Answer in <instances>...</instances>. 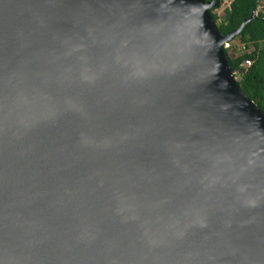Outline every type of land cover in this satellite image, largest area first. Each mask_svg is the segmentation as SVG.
Returning a JSON list of instances; mask_svg holds the SVG:
<instances>
[{"label": "water", "instance_id": "obj_1", "mask_svg": "<svg viewBox=\"0 0 264 264\" xmlns=\"http://www.w3.org/2000/svg\"><path fill=\"white\" fill-rule=\"evenodd\" d=\"M219 0H0V264H264V111Z\"/></svg>", "mask_w": 264, "mask_h": 264}, {"label": "trees", "instance_id": "obj_2", "mask_svg": "<svg viewBox=\"0 0 264 264\" xmlns=\"http://www.w3.org/2000/svg\"><path fill=\"white\" fill-rule=\"evenodd\" d=\"M223 2L219 0L218 8L212 10V16L217 22L219 19L215 11L222 7ZM255 13L258 18L251 21L238 37L248 51L236 55L238 50L233 48L226 50V54L233 70L241 76L240 87L264 111V0H232L218 27L223 35H227L239 29ZM251 47L253 51H249ZM246 60L252 61L251 67H243Z\"/></svg>", "mask_w": 264, "mask_h": 264}, {"label": "rangeland", "instance_id": "obj_3", "mask_svg": "<svg viewBox=\"0 0 264 264\" xmlns=\"http://www.w3.org/2000/svg\"><path fill=\"white\" fill-rule=\"evenodd\" d=\"M231 3H232V0H224L222 7L215 11V14L218 16V19H219L218 20V25L223 20L224 14H225V10L230 8ZM229 43L231 45V48L229 50H232L233 48L238 50L236 55H240V54L244 53V51H243L244 50V45L241 43L239 38H237V39H235V40H233L232 42H229ZM225 49H226V46H225ZM253 49L254 48L251 47V48H249V51H253ZM247 51H248V49H247ZM235 75H236L237 81L238 82L241 81V76L239 75V73H236Z\"/></svg>", "mask_w": 264, "mask_h": 264}, {"label": "built area", "instance_id": "obj_4", "mask_svg": "<svg viewBox=\"0 0 264 264\" xmlns=\"http://www.w3.org/2000/svg\"><path fill=\"white\" fill-rule=\"evenodd\" d=\"M230 48H231L230 43H227V44H226V50H229ZM243 51H244V52L247 51L246 46H244V50H243ZM251 65H252V61H251V60H246L245 63L243 64V67H244V68H249V67H251Z\"/></svg>", "mask_w": 264, "mask_h": 264}]
</instances>
